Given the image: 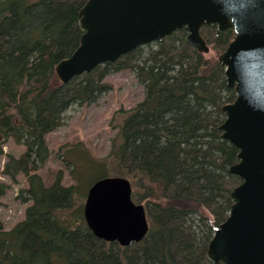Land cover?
<instances>
[{
  "label": "trees",
  "instance_id": "obj_1",
  "mask_svg": "<svg viewBox=\"0 0 264 264\" xmlns=\"http://www.w3.org/2000/svg\"><path fill=\"white\" fill-rule=\"evenodd\" d=\"M86 1L0 0V144L13 138L26 146L8 155L2 171L13 180L26 175L20 196L32 202L14 227L0 219V264H211L209 242L241 182L230 172L239 149L221 129L222 107L236 98L225 67L181 28L64 83L55 67L79 45ZM202 34L221 54L235 31L218 34L213 24ZM124 68L144 84L145 97L114 113L109 153L65 142L59 153L74 182L59 170L47 184L39 172L51 155L47 133L64 125L70 106L101 97L113 86L105 76ZM109 175L127 177L133 199L146 207L150 228L139 242L103 240L86 222L88 190ZM8 187L0 182V198Z\"/></svg>",
  "mask_w": 264,
  "mask_h": 264
},
{
  "label": "water",
  "instance_id": "obj_2",
  "mask_svg": "<svg viewBox=\"0 0 264 264\" xmlns=\"http://www.w3.org/2000/svg\"><path fill=\"white\" fill-rule=\"evenodd\" d=\"M234 38L219 55L236 98L223 105V136L238 149L230 172L241 182L231 191V208L215 227L207 257L211 264H264V0H87L80 10L79 45L55 71L64 83L115 61L134 48L184 28L203 53L210 45L204 25ZM86 222L106 241L139 242L150 225L143 203L133 199L131 181L120 175L98 178L84 205Z\"/></svg>",
  "mask_w": 264,
  "mask_h": 264
},
{
  "label": "rangeland",
  "instance_id": "obj_3",
  "mask_svg": "<svg viewBox=\"0 0 264 264\" xmlns=\"http://www.w3.org/2000/svg\"><path fill=\"white\" fill-rule=\"evenodd\" d=\"M205 29L208 36L213 34ZM207 58L218 59L219 53L210 45V51L204 53ZM112 83V87L105 91L96 101L83 104H73L65 111V123L59 128L47 133L46 138L51 150V155L39 172L47 184L53 182L59 170H63L64 182L73 183L69 176L63 156L59 153L61 145L65 142H84L91 151L98 156H106L111 148V141L117 129L112 125L114 113L120 108H131L145 97V86L134 72L129 68L110 71L104 78ZM3 152L0 153V182L9 185L5 194L0 198V219L6 229L14 227L25 218L26 209L31 201H25L20 196L22 188L28 186L25 174L20 173L17 180H13L4 173L5 162L9 154L16 156L26 150L24 144L17 143L13 138L0 144ZM137 201V199H136Z\"/></svg>",
  "mask_w": 264,
  "mask_h": 264
},
{
  "label": "flooded vegetation",
  "instance_id": "obj_4",
  "mask_svg": "<svg viewBox=\"0 0 264 264\" xmlns=\"http://www.w3.org/2000/svg\"><path fill=\"white\" fill-rule=\"evenodd\" d=\"M213 25V24H212ZM217 33H218V30H217ZM219 34V33H218Z\"/></svg>",
  "mask_w": 264,
  "mask_h": 264
}]
</instances>
